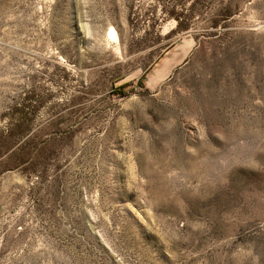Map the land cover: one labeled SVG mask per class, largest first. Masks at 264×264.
Masks as SVG:
<instances>
[{"label": "rangeland", "instance_id": "obj_1", "mask_svg": "<svg viewBox=\"0 0 264 264\" xmlns=\"http://www.w3.org/2000/svg\"><path fill=\"white\" fill-rule=\"evenodd\" d=\"M19 109L0 264H264V0H0Z\"/></svg>", "mask_w": 264, "mask_h": 264}, {"label": "trees", "instance_id": "obj_2", "mask_svg": "<svg viewBox=\"0 0 264 264\" xmlns=\"http://www.w3.org/2000/svg\"><path fill=\"white\" fill-rule=\"evenodd\" d=\"M173 15L178 20V22L176 28L171 30L170 32H182L189 29L190 25L179 21V15L175 13H173ZM128 24L131 29H137L139 27L138 24L133 23L130 19L128 20ZM153 26L154 25L151 24L148 25L147 28H143L144 32L142 37L139 39L140 42L146 40V36L150 33L148 29L153 28ZM17 112L18 114H20V117H14L13 121L10 122L9 127L3 131H0V158H2L3 156L5 157V168L7 169L19 168L27 162V152H25V144H23L27 139L22 143L20 142L22 138L27 136L30 127L26 124V119L23 117L21 110L19 109V111Z\"/></svg>", "mask_w": 264, "mask_h": 264}, {"label": "bare ground", "instance_id": "obj_3", "mask_svg": "<svg viewBox=\"0 0 264 264\" xmlns=\"http://www.w3.org/2000/svg\"><path fill=\"white\" fill-rule=\"evenodd\" d=\"M111 30H112V32L114 31V29H113V28H111Z\"/></svg>", "mask_w": 264, "mask_h": 264}]
</instances>
